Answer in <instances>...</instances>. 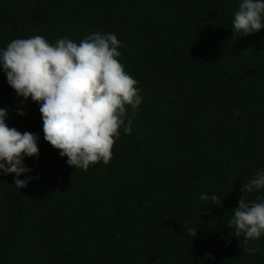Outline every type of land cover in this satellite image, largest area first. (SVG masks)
<instances>
[{
    "label": "trees",
    "instance_id": "16d2710c",
    "mask_svg": "<svg viewBox=\"0 0 264 264\" xmlns=\"http://www.w3.org/2000/svg\"><path fill=\"white\" fill-rule=\"evenodd\" d=\"M240 2L0 0V52L36 35L114 33L143 97L125 106L131 134L121 127L111 161L83 171L44 141L39 106L0 70L7 125L39 136L26 188L0 174V264H264V235L250 253L226 227L241 185L264 170V29L234 32Z\"/></svg>",
    "mask_w": 264,
    "mask_h": 264
},
{
    "label": "clouds",
    "instance_id": "9594fccd",
    "mask_svg": "<svg viewBox=\"0 0 264 264\" xmlns=\"http://www.w3.org/2000/svg\"><path fill=\"white\" fill-rule=\"evenodd\" d=\"M232 24L242 36L264 29V0H241ZM120 47L114 33L95 32L79 43L60 38L53 44L40 35L14 39L0 52V70L8 85L17 97L30 98L39 106L44 141L66 157L71 168L87 171L90 165H107L121 127L124 134H131V120L125 124V106L135 112L143 97L138 82L119 62ZM234 111L239 114L238 109ZM6 119L7 109L0 108V174L13 175V186L22 190L33 179H19L31 171L23 161L39 155V136L10 128ZM262 190L264 170L241 185L243 195L226 226L234 229V237L243 235L250 253L256 249L248 247V242L264 235V195L252 200L245 194ZM200 200H210L216 207L223 203L216 194H201ZM188 235L195 238L197 229L189 227Z\"/></svg>",
    "mask_w": 264,
    "mask_h": 264
}]
</instances>
